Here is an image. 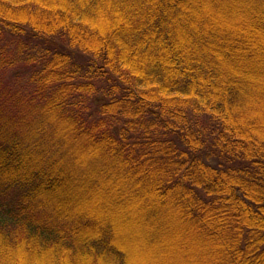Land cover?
<instances>
[{
  "label": "trees",
  "instance_id": "trees-1",
  "mask_svg": "<svg viewBox=\"0 0 264 264\" xmlns=\"http://www.w3.org/2000/svg\"><path fill=\"white\" fill-rule=\"evenodd\" d=\"M262 40L264 0H0V73L31 89L0 105V264H131L107 211L137 205L154 264H264Z\"/></svg>",
  "mask_w": 264,
  "mask_h": 264
},
{
  "label": "rangeland",
  "instance_id": "rangeland-1",
  "mask_svg": "<svg viewBox=\"0 0 264 264\" xmlns=\"http://www.w3.org/2000/svg\"><path fill=\"white\" fill-rule=\"evenodd\" d=\"M235 20H237V18H235ZM228 21H229L228 23H230V24L236 22V21H234L233 18L231 19V21L230 20H228ZM261 42H262L261 44L264 46V40H262ZM21 64L22 63H20L16 68L12 69V71H10V72L0 73V105L5 109V111L9 112L7 114V116H12V117L23 116V111L21 112V110L14 107V102H13L12 96L18 92L20 94H18V96H15V98H18L19 95H21V93L23 91L26 93H29L31 91V89L28 88L26 85L27 80H26L25 76L24 75L20 76V74L15 73L17 71L19 72L21 69L23 71L26 70V68ZM18 77H20L21 79H17ZM260 78H262V77H260ZM257 81L259 83L263 84V86H264V80L263 79H261V80L257 79ZM6 84H9V85H6ZM22 95H24V94H22ZM12 103H13V106H12ZM263 105H264V101H263ZM258 107L260 109L261 114L263 115L264 111H263V108H262L263 106H262L261 102H259ZM24 113H25V117H26V124L28 125V122L30 124L34 123L33 126H34V128H36V129H34V132H36V134H38L37 137H34L33 132H30V137H31L30 140L33 143L28 145V147H26V150L28 149V151L30 153H32L33 148H34V150L36 149V151L33 154L34 156L33 155L32 156L36 157L38 162L41 163L42 165H46V163L48 162V158L51 160H54L57 157H61V150H59V148L57 147V142L55 144H52V142H51V140H52L51 136H50L51 132H49V134H47L45 132V129H46L45 126L43 127V124L39 121L38 110H34V108H32V110L27 109L24 111ZM43 128H44V130H43ZM40 129H41V133H39ZM36 158H34V159H36ZM35 165L36 164L32 163V166L30 165V168H34V170L37 172V174H40L43 170L42 169L40 170L39 168H37V165L36 166ZM33 166H35V167H33ZM38 166H39V164H38ZM103 198L102 197L101 198L96 197V199L93 201V203H91V207L107 211L106 206H108L109 204L107 203L106 193L103 194ZM109 199L112 202L111 204H113V198L108 197V200ZM144 209H145V207H143L141 205H137L131 211H127L125 213V215H122V216L119 214V211H117V209L113 208L110 211H107L112 216L116 217V220H119V218L121 217V220H119V221L120 222L122 221L123 225L119 226V235H120L119 238H121V240H123L128 245L129 248H126L127 253L129 254V252L131 251V254L133 255V258L131 260V264H154L155 260H156V263L158 261V255H156L157 256L156 257L154 254L155 252L156 253L158 252L157 251L158 249L156 250L153 248L152 245L150 246L149 243L147 242L146 238H145L146 237V233H145L146 229H151L152 227L147 224L146 228H144V224L146 222H144V224H143L142 220H144V219L141 216V213L143 215H145ZM39 212L43 213L41 209L39 210ZM178 224H177V222L176 223L174 222L172 224L169 223L167 227H168V229H171V231L170 232L165 231L164 235L176 239V242L174 240V244L170 248L173 251H177L178 249H181V248L186 249V247L188 246V249L185 250L184 258H182V260H184L186 257V254L188 255L190 245H194L195 242H197V240L194 239L190 243H188V241H183L182 240L183 236L180 235L182 227L178 226ZM184 240H185V238H184ZM189 254H191V253L189 252ZM198 258H200V257H197L196 259H198ZM198 260H196V261L198 262ZM163 263H166V261L163 260L161 262V264H163ZM184 264H193V263L184 262ZM194 264H196V263H194Z\"/></svg>",
  "mask_w": 264,
  "mask_h": 264
}]
</instances>
